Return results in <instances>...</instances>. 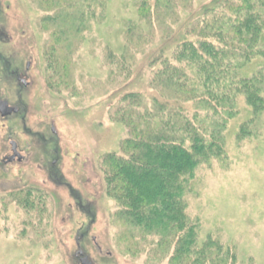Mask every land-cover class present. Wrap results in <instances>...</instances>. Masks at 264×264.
<instances>
[{
    "label": "rangeland",
    "instance_id": "1",
    "mask_svg": "<svg viewBox=\"0 0 264 264\" xmlns=\"http://www.w3.org/2000/svg\"><path fill=\"white\" fill-rule=\"evenodd\" d=\"M104 3L83 15L68 0L50 7L43 0H0V96L10 103L22 97L29 108L26 128L20 117L0 116V167L10 134L28 155L8 173L0 168V264H79V235L93 264H172L173 245L137 232L124 237L103 159L118 155L127 138L117 114L127 110L125 96L139 94L146 104L155 94L148 59L183 36L192 7L181 5L174 21L159 17L138 33L126 29L137 19L134 0ZM14 68L29 77L23 93L7 72ZM235 109L222 151L203 158L188 182L184 212L199 246L215 243L230 264H264V108L256 114L239 96ZM54 149L63 184L47 174Z\"/></svg>",
    "mask_w": 264,
    "mask_h": 264
},
{
    "label": "trees",
    "instance_id": "2",
    "mask_svg": "<svg viewBox=\"0 0 264 264\" xmlns=\"http://www.w3.org/2000/svg\"><path fill=\"white\" fill-rule=\"evenodd\" d=\"M43 1L47 7L58 3ZM76 1L68 0V6L79 3L83 15L105 4ZM181 5L192 7V19L182 25L175 45L148 59L155 94L146 104L139 94L125 96L128 111L117 114L127 138L118 155L103 159L104 173L108 194L121 204L117 221L126 229L125 238L137 232L157 238L160 246L173 245L172 264H230L228 253L212 248L215 243L198 245L184 195L201 160L222 151L223 131L236 114L238 97L254 113L263 111L264 0H134L137 19L126 29L140 33L159 17L174 21L173 11Z\"/></svg>",
    "mask_w": 264,
    "mask_h": 264
},
{
    "label": "flooded vegetation",
    "instance_id": "3",
    "mask_svg": "<svg viewBox=\"0 0 264 264\" xmlns=\"http://www.w3.org/2000/svg\"><path fill=\"white\" fill-rule=\"evenodd\" d=\"M1 34V33H0ZM8 67H10L8 65ZM6 67V68H8ZM31 65H27V70L29 71ZM9 76L15 80V82L18 85V88L21 90V93L25 92L30 86V82H28L29 77L26 75L27 73L23 72L22 69L20 68H14V69H7ZM1 77V73H0ZM0 102H6L8 107L7 111L2 113L0 111V116L3 121L9 120L10 118H15V117H20L22 124L27 126V117L29 113V108L28 106L24 103L23 98H19L18 103H10V101L7 98H3L0 96ZM51 132L53 137L57 136L56 129L54 127H51ZM8 150L6 153L3 155V158L1 160V169L8 173L9 168L15 165H23L27 159L28 155L26 153V150L24 149L22 142L20 141L19 137L16 136L15 134H10L8 137V142H7ZM58 150L54 149V154L56 155L50 162V167L47 171L48 176L50 177L51 180L54 179V181L57 184H63L60 178L61 170L58 166L60 160L58 156ZM20 181L19 179H17ZM83 236L79 235L77 237L76 243L78 250L76 252L75 258L79 264H93L84 254V252L79 248L81 240ZM89 261H87V260ZM85 260V262H84Z\"/></svg>",
    "mask_w": 264,
    "mask_h": 264
},
{
    "label": "water",
    "instance_id": "4",
    "mask_svg": "<svg viewBox=\"0 0 264 264\" xmlns=\"http://www.w3.org/2000/svg\"><path fill=\"white\" fill-rule=\"evenodd\" d=\"M7 107H8V105H7V103L6 102H0V111L2 112V113H4V112H6L7 111ZM87 260V259H86ZM88 261V260H87ZM84 262H85V260H84ZM89 262V261H88Z\"/></svg>",
    "mask_w": 264,
    "mask_h": 264
}]
</instances>
